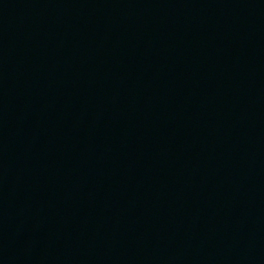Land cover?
<instances>
[{
    "label": "water",
    "instance_id": "95a60500",
    "mask_svg": "<svg viewBox=\"0 0 264 264\" xmlns=\"http://www.w3.org/2000/svg\"><path fill=\"white\" fill-rule=\"evenodd\" d=\"M0 264H264V0H0Z\"/></svg>",
    "mask_w": 264,
    "mask_h": 264
}]
</instances>
